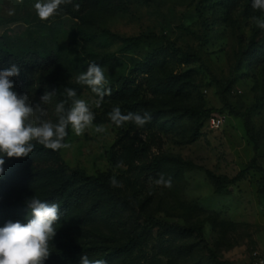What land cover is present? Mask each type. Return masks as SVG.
<instances>
[{
	"label": "rangeland",
	"instance_id": "obj_1",
	"mask_svg": "<svg viewBox=\"0 0 264 264\" xmlns=\"http://www.w3.org/2000/svg\"><path fill=\"white\" fill-rule=\"evenodd\" d=\"M35 3L0 0V37L17 54L36 50L52 58L54 103L65 99L64 87L74 88L91 106L94 124L107 131L77 136L69 127L71 147L59 151L36 144L15 179L10 207L16 220L27 221L30 211L21 209L27 200L45 201L64 183L53 246L83 244L73 252L74 264L82 255L106 264L264 262L261 175L248 167L254 159L264 168V29L252 20L264 12L252 0H73L79 11L62 5L42 21ZM90 62L106 68L111 88L100 108L75 79ZM116 106L124 113L148 111L152 119L143 127H117L108 119ZM213 114L223 116L218 128L209 123ZM49 116L54 120L51 110ZM74 170L101 176L106 185L84 183ZM160 174L171 178V188L150 182ZM113 176L122 187L111 186ZM211 176L232 182L218 192ZM76 188L84 201L75 200ZM148 217L200 227L216 260L194 234L142 228ZM141 229L140 241L109 253Z\"/></svg>",
	"mask_w": 264,
	"mask_h": 264
},
{
	"label": "clouds",
	"instance_id": "obj_2",
	"mask_svg": "<svg viewBox=\"0 0 264 264\" xmlns=\"http://www.w3.org/2000/svg\"><path fill=\"white\" fill-rule=\"evenodd\" d=\"M73 4V0H36L34 9L42 21H47L58 14L62 5ZM79 11L81 5H73ZM252 8L264 12V0H252ZM260 29H264V17H252ZM106 68L96 62H90L87 70L76 76V83L86 85L98 99L94 100L96 108H100L105 97L111 95V88L106 77ZM20 75V68L13 64L10 68L0 70V177L3 176L5 158H25L35 149L36 144L45 149L59 151L69 149L66 142L68 129L80 136L87 129L96 133H105V125H95V114L84 99L78 98L74 88L64 87L65 99L55 102L56 90L45 91L39 102L33 98L31 91L23 95L14 91L13 77ZM54 107H50L53 106ZM52 112L55 119L49 116ZM108 119L117 127L126 123H134L143 127L152 119L148 111L127 112L116 106L108 113ZM123 161L116 167L122 168ZM158 187H172L170 177L160 174L150 181ZM112 187H122L113 176L110 180ZM30 209L27 223L9 221L0 228V264H44L50 255V242L56 236L54 227L60 220L61 211L58 203H48L35 196L26 201ZM80 264H106L103 259H90L82 255ZM264 264V262H261Z\"/></svg>",
	"mask_w": 264,
	"mask_h": 264
},
{
	"label": "trees",
	"instance_id": "obj_3",
	"mask_svg": "<svg viewBox=\"0 0 264 264\" xmlns=\"http://www.w3.org/2000/svg\"><path fill=\"white\" fill-rule=\"evenodd\" d=\"M73 4L64 5L68 10L73 7ZM13 64L20 68V75L18 77H13L15 84L14 91L18 94L23 95L25 92L31 91L33 98L38 99L42 96L45 91L56 90V64L49 56L40 54L36 50L26 51L22 54L15 53L3 37H0V70L5 68H10ZM233 112L237 113L235 108H231ZM205 112H210L205 110ZM55 119V117H54ZM37 150L45 148L42 145L37 144ZM6 163L4 165L5 171L2 177H0V228L4 227L9 221L16 222L17 212L12 211L10 207V202L13 196V187L17 173L22 169V167L27 162V157L25 158H5ZM248 167L255 169L261 175V183L258 187V192L264 197V168L257 165L255 160L252 159ZM82 180L85 182H90L98 188H102L106 185L103 182L101 176H86L82 170H74ZM213 180L216 181L215 188L216 191L221 192L225 189L224 182H232V180L225 181L220 177L211 176ZM68 190V187L64 183L57 184L50 192L45 196V201L48 203H56L57 196L60 192ZM89 191V190H88ZM74 198L78 202L85 200L86 195L81 188H76L72 191ZM93 195V194H91ZM67 202H64L65 206ZM22 210L30 211L26 203L21 206ZM88 209H96V206L90 205ZM22 222V221H20ZM22 223H27L26 220ZM148 225H156L163 228H169L177 234H194L202 246L205 248L207 256L209 259L216 260L214 252L208 247L205 241L201 228L198 226H186L179 225L175 223H168L153 217H148L144 220L143 227ZM143 238L142 229L138 232L133 233L127 237V241L116 247L107 248L110 249V254L119 253L122 250H127L133 243L140 241ZM77 247H84L83 244L71 243L66 248L62 249L61 246H53V241L50 242V251L52 252L50 257L44 261V264H74L75 258L73 257V252ZM85 248V247H84ZM95 251H99V248L95 247ZM84 251V250H83ZM222 264H229L227 262H222Z\"/></svg>",
	"mask_w": 264,
	"mask_h": 264
},
{
	"label": "built area",
	"instance_id": "obj_4",
	"mask_svg": "<svg viewBox=\"0 0 264 264\" xmlns=\"http://www.w3.org/2000/svg\"><path fill=\"white\" fill-rule=\"evenodd\" d=\"M209 123L211 127L218 128L222 125L223 123V116L220 114H213L209 117ZM263 262L262 258L260 257H255L251 264H261Z\"/></svg>",
	"mask_w": 264,
	"mask_h": 264
}]
</instances>
